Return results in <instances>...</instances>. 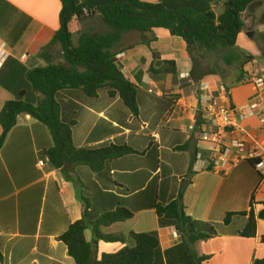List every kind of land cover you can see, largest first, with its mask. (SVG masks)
Returning <instances> with one entry per match:
<instances>
[{
    "label": "crops",
    "instance_id": "1",
    "mask_svg": "<svg viewBox=\"0 0 264 264\" xmlns=\"http://www.w3.org/2000/svg\"><path fill=\"white\" fill-rule=\"evenodd\" d=\"M220 5L222 2L213 10ZM60 9L59 0H0V48L6 54L0 63V111L20 93L23 101L36 104L41 95L32 91L26 74L63 62L60 45H50L60 26ZM97 17L70 22L69 32L71 27L77 39L73 46L81 32L110 31L102 21L106 27L102 25L101 32L89 31L94 27L89 20ZM114 51L118 68L137 87V117L106 89L96 98H88L80 90H63L56 101L62 120L75 122L72 140L76 148L115 145L127 146L136 153L107 162L99 173L84 165L56 169L45 155L52 146L47 128L29 115H19L0 149V252L4 258L0 264H75L59 237L82 219L86 205L92 218L118 208L132 213L124 222L101 227L103 234L124 241H98L94 249L97 261L103 254L132 247L130 233L156 231L160 264H191L188 252L178 248L180 234L173 227H159L155 212L156 205H164L180 194L185 214L195 221L214 224L218 232L212 239L193 244L198 257H209L202 264H252L264 258L260 240L264 237V221L257 220L253 238L238 235L246 217L234 216L229 226L222 225L227 213L247 211L251 198L255 214L261 210L264 175L249 162H241L225 173L209 170L210 155L198 140V124L208 99L243 107L254 101L253 87L221 80L216 71L193 81L187 44L165 29L126 33ZM167 63L174 64V75L165 72L173 69ZM257 65L264 66L252 60L244 70ZM198 70L201 75L210 71ZM223 84L228 87L227 99L218 88ZM238 125L261 144L259 152L264 154V106L248 118H239ZM239 136L236 133L228 138ZM199 153L205 165L195 171ZM40 161L43 166L38 165ZM185 180L188 182L180 193ZM84 237L93 243L91 228L85 230Z\"/></svg>",
    "mask_w": 264,
    "mask_h": 264
},
{
    "label": "trees",
    "instance_id": "2",
    "mask_svg": "<svg viewBox=\"0 0 264 264\" xmlns=\"http://www.w3.org/2000/svg\"><path fill=\"white\" fill-rule=\"evenodd\" d=\"M59 29L50 45L59 44L63 62L44 68L30 70L26 80L33 92L40 94L36 104L23 101V93L16 100L8 101L0 111V149L8 133L15 127L19 115H29L44 125L51 137L52 146L45 151L51 166L63 169L67 165H84L99 173L104 165L117 158L135 154L127 146L111 145L102 148H76L72 140V128L75 122L66 123L61 118L60 106L56 96L63 90H80L88 98H96L99 91L106 89L110 97H118L121 103L134 117L138 116L137 87L124 77L116 63L114 48L124 34L129 32L149 33L153 29H165L173 37L181 38L187 44V53L193 63L190 74L198 82L203 76L216 74L210 70L199 74L192 52L212 53L227 50L223 61L227 66L239 63V74L235 84L244 81V66L253 60L234 51L237 38L244 29L242 16L253 2L264 0H161L160 3H148L140 0H59ZM222 2V12L216 14L213 6ZM98 15L110 29L104 33L78 34L77 45L73 46L69 24L72 20H81L87 16ZM264 56V51H262ZM173 69L165 70L175 74L173 63H167ZM217 72V71H216ZM221 80L222 73L217 72ZM224 85V84H223ZM228 90V87H226ZM253 165L254 161H250ZM211 166L208 167L211 170ZM261 210L255 214L253 199L249 201L247 211L227 213L222 225L231 224L234 216L246 217L244 228L238 232L242 238H253L256 234L257 220L264 221V202ZM86 205L80 221L71 224L59 237L65 245L67 254L75 264H160L162 254L156 231L149 233H130L132 247H124L115 254H103L100 260L94 257L98 241L123 242L118 236L105 235L101 227L124 222L132 217L126 209L118 208L99 217L90 215ZM158 226L173 227L181 237V245L188 252L191 264H202L208 256L198 257L192 250L193 244L206 241L218 235L214 224L195 221L185 214L182 195L164 205H156ZM91 228L94 241L85 240V230ZM264 243V237H261ZM168 255V251L164 254ZM4 258L0 252V263ZM252 264H264V258L253 260Z\"/></svg>",
    "mask_w": 264,
    "mask_h": 264
},
{
    "label": "built area",
    "instance_id": "3",
    "mask_svg": "<svg viewBox=\"0 0 264 264\" xmlns=\"http://www.w3.org/2000/svg\"><path fill=\"white\" fill-rule=\"evenodd\" d=\"M6 57L5 52L0 48V63ZM25 55L22 56L24 58ZM243 83L251 85L255 91V99L249 104L235 108L227 104H218L214 98L206 102L203 115L198 124V140L206 148L210 158L207 161L208 167L225 173L231 167L241 162L254 161L253 167L261 175H264V154L260 153L261 144L247 134L238 125V119H245L252 116L255 109L264 106V66L252 67L250 71L244 70ZM219 91L227 99L229 92L224 85H220ZM239 133V137L228 138L230 135ZM43 166V162L38 163ZM201 154L196 156L193 168L199 171L204 167Z\"/></svg>",
    "mask_w": 264,
    "mask_h": 264
},
{
    "label": "rangeland",
    "instance_id": "4",
    "mask_svg": "<svg viewBox=\"0 0 264 264\" xmlns=\"http://www.w3.org/2000/svg\"><path fill=\"white\" fill-rule=\"evenodd\" d=\"M221 10V5L214 7V11L217 14H219ZM89 21H91L93 24L92 26H94L93 29H89V31L96 32L99 30V32H101V27L104 25L99 16ZM242 21L244 23L243 35L237 40L234 51L238 52L243 57H252L253 60L264 64V56H262V51H264V2H253L250 4L243 13ZM70 30L72 31L71 42L74 44L77 39L71 27ZM248 34H251V37L248 36ZM226 52L229 53L225 49L217 50L212 53L192 52L191 57L195 60L196 68H200L202 71L213 70L220 72L225 80L234 84L235 78L239 74L240 65L238 62H234L230 66H227L223 61V56L226 55Z\"/></svg>",
    "mask_w": 264,
    "mask_h": 264
},
{
    "label": "water",
    "instance_id": "5",
    "mask_svg": "<svg viewBox=\"0 0 264 264\" xmlns=\"http://www.w3.org/2000/svg\"><path fill=\"white\" fill-rule=\"evenodd\" d=\"M248 36H250L251 37V34H248ZM188 181L187 180H185L184 181V183H183V185H182V187H181V189H180V193H182V191L184 190V185H185V183H187Z\"/></svg>",
    "mask_w": 264,
    "mask_h": 264
}]
</instances>
